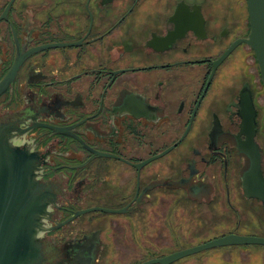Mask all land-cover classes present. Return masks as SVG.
Here are the masks:
<instances>
[{"label":"flooded vegetation","instance_id":"flooded-vegetation-1","mask_svg":"<svg viewBox=\"0 0 264 264\" xmlns=\"http://www.w3.org/2000/svg\"><path fill=\"white\" fill-rule=\"evenodd\" d=\"M249 30L246 0H0V134L49 189L42 264L127 263L136 229L184 201L233 213L228 234L233 191L264 210L236 147L251 99L264 176L253 51L239 44L207 85Z\"/></svg>","mask_w":264,"mask_h":264},{"label":"water","instance_id":"water-1","mask_svg":"<svg viewBox=\"0 0 264 264\" xmlns=\"http://www.w3.org/2000/svg\"><path fill=\"white\" fill-rule=\"evenodd\" d=\"M249 34L246 38L234 42L216 61L212 62L213 71L208 78L210 82L215 68L237 47L245 44L254 53L262 84L264 86V0H246ZM247 119V139L237 142V150L245 155L248 165L242 173V192L247 199H257L264 207V176L261 170V155L254 142V109L251 99L243 106ZM49 189L41 185L34 176L31 161L27 155L9 146L8 140L0 134V264H42L40 238L48 231L44 226L45 209L48 204ZM183 208L188 212L186 228L204 221L213 213L203 211V206L184 201ZM209 213H211L209 215ZM144 231L137 228L136 232ZM160 231L153 227L150 234ZM261 246L264 237L228 234L190 248L182 249L163 257L152 258L140 264H174L192 255L221 247Z\"/></svg>","mask_w":264,"mask_h":264},{"label":"rangeland","instance_id":"rangeland-1","mask_svg":"<svg viewBox=\"0 0 264 264\" xmlns=\"http://www.w3.org/2000/svg\"><path fill=\"white\" fill-rule=\"evenodd\" d=\"M225 2V0H217ZM239 3L243 0H232ZM248 78L253 80L254 85H260L257 77V65L252 57H247ZM260 107L259 137L264 149V92L258 99ZM235 189V188H234ZM235 197V198H234ZM236 197V192L232 193V203L236 204L241 214L242 226L239 229V235L264 237V210H249L242 206L240 200ZM222 208V207H221ZM223 209V208H222ZM217 211L218 208L216 207ZM203 211L208 209L203 207ZM188 212L186 208L181 213L155 217L152 219V228L156 227L160 231L154 234L135 233V250L133 260L124 264H140L144 260L163 257L167 254L190 248L202 243L208 242L228 232L236 224V218L233 213L228 211L226 214L215 213L208 216L204 221H198L194 225L189 223V229L186 228ZM127 235V233H125ZM127 237V236H126ZM174 264H264V247L261 246H231L210 249L190 257L179 260Z\"/></svg>","mask_w":264,"mask_h":264},{"label":"clouds","instance_id":"clouds-1","mask_svg":"<svg viewBox=\"0 0 264 264\" xmlns=\"http://www.w3.org/2000/svg\"><path fill=\"white\" fill-rule=\"evenodd\" d=\"M33 123V121L29 120V124ZM8 144L11 148L16 149V148H23L24 145L21 143H18L14 135H9L8 138ZM28 151L31 152L32 149L31 147L28 148ZM35 238L39 239L42 238L41 235H37Z\"/></svg>","mask_w":264,"mask_h":264}]
</instances>
